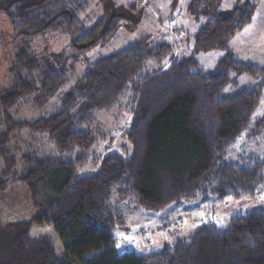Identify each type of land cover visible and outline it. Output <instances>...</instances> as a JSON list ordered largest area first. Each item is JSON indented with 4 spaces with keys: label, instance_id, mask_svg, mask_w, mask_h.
Instances as JSON below:
<instances>
[{
    "label": "trees",
    "instance_id": "trees-1",
    "mask_svg": "<svg viewBox=\"0 0 264 264\" xmlns=\"http://www.w3.org/2000/svg\"><path fill=\"white\" fill-rule=\"evenodd\" d=\"M87 1L0 0V11L17 41L9 66L12 83L0 88V109L32 91L37 92L34 101L44 103L65 78L63 70L32 53L34 35L63 29L73 50L80 52L108 40L128 15L137 12L129 4L125 12L111 10L85 27L77 12ZM217 1L189 3L191 11L202 3L205 8L195 12L208 16L192 34L191 55L176 53L167 59L174 48L169 42L139 39L88 60L56 112L13 120L4 111L7 127L0 132V168L6 156L0 188L22 179L33 198L40 193L49 201L36 203L29 220L5 224L13 234L11 250L0 264H264V203L231 213L225 223L207 221L187 233L173 234L156 248L120 252L114 244V230L121 229L124 220L110 207L113 195L119 200L135 197L141 205L157 209L207 193L252 197L264 181L263 156L231 151L239 136L264 124V112L253 117L264 87V64L239 58L232 47L235 34L250 22L256 2L237 0L221 10L211 6ZM213 49L224 53L206 69L194 53ZM150 59L158 65L140 73ZM245 74L250 80L240 83L238 77ZM123 96L128 97V148L95 155L93 113L111 108ZM23 127L45 133L55 154L28 149L16 173V159L7 154L5 143L10 131ZM89 159L96 162L95 168L80 171ZM45 222L60 237L61 255L50 237L29 234L32 223Z\"/></svg>",
    "mask_w": 264,
    "mask_h": 264
},
{
    "label": "rangeland",
    "instance_id": "rangeland-1",
    "mask_svg": "<svg viewBox=\"0 0 264 264\" xmlns=\"http://www.w3.org/2000/svg\"><path fill=\"white\" fill-rule=\"evenodd\" d=\"M35 1V0H25ZM237 0H218L212 3V8H229L236 4ZM256 8L248 24L237 32L233 38L234 48L239 57L257 64H264V0H254ZM191 0H88L82 11L77 16L85 27H90L93 22L111 10L125 12L123 8L137 7L134 15H128L116 32L108 40L98 43L90 49L75 52L70 43V37L63 29L47 31L34 35L30 40L32 53L40 62L50 63L63 70L65 78L57 89L44 103H36L34 98L36 91L19 97L16 102L6 108L0 109V132L7 126L3 119L4 111L11 115L13 120L34 119L41 115H49L60 108L62 95L83 74L87 61L120 50L131 43L146 39L152 44L169 42L173 45V52L166 58L169 59L178 53L179 55L192 54V34L199 26L208 20V16L195 12L203 10L205 6L200 3L191 11ZM210 6V7H211ZM127 13V12H126ZM196 13V15H194ZM12 28L6 14L0 11V88H6L12 83V74L9 66L17 48V41L11 35ZM241 39V42H238ZM224 51L213 49L195 52L199 64L208 69L213 67L217 59ZM63 54V56L61 55ZM61 55V58H59ZM158 62L148 60L140 72H144ZM240 83H247L250 78L245 74L238 77ZM228 90V88H226ZM128 97L123 96L121 101L109 109L95 111L92 130L95 135L96 146L93 154H103L109 150L123 152L128 148L126 140V127L129 121V110L126 109ZM264 112V87L260 103L253 117L258 118ZM41 131L23 127L9 132L5 143L7 154L11 153L16 159L13 172L19 173L23 168V152L28 149L55 154L54 144L48 140V136ZM233 154L251 151L264 157V124L262 123L254 133L242 134L232 145ZM6 153L3 155L5 164ZM88 164L80 171L89 172L96 166V162L88 160ZM0 170L4 167V164ZM11 175V173H9ZM7 173L1 175L7 178ZM52 193V192H51ZM204 194L186 200H173L165 206L152 209L141 205L135 197L119 200L116 195L109 202L111 209L121 214L124 222L122 228L114 230V244L118 251L137 250L143 251L158 247L164 240L187 233L200 223L213 221L217 224L226 222L228 215L234 212L248 211L250 206L264 203V181L259 184L254 196L243 195L233 197L231 195L218 196ZM48 197L37 194L33 198L27 184L22 179L10 180L5 188H0V259L8 255L11 250L13 230L5 226L10 222L29 220L35 210L36 203L45 205ZM224 222V223H225ZM30 236H48L52 239L55 251L58 255L63 253L60 237L49 223H32Z\"/></svg>",
    "mask_w": 264,
    "mask_h": 264
},
{
    "label": "crops",
    "instance_id": "crops-1",
    "mask_svg": "<svg viewBox=\"0 0 264 264\" xmlns=\"http://www.w3.org/2000/svg\"><path fill=\"white\" fill-rule=\"evenodd\" d=\"M238 32H239V31H238ZM236 34H237V33H236ZM236 34H235V36H236ZM235 36H234V37H235ZM234 37H233V38H234ZM237 40H238V42H241V39H238V38H237ZM233 44H234V42H233V39H232V47H233V49H234V52L236 53V51H237V50H235V48H234V45H233ZM236 55L238 56V54H237V53H236ZM238 57H239V56H238ZM239 58H241V59H244V60H246V61H247V59H245V58H243V57H239Z\"/></svg>",
    "mask_w": 264,
    "mask_h": 264
}]
</instances>
